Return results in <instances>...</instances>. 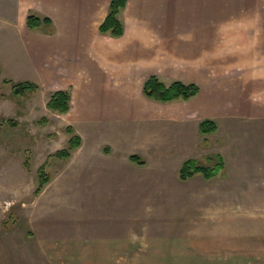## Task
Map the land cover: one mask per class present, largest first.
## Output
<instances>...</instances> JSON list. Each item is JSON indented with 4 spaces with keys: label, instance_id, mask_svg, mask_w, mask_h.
<instances>
[{
    "label": "rangeland",
    "instance_id": "374dc122",
    "mask_svg": "<svg viewBox=\"0 0 264 264\" xmlns=\"http://www.w3.org/2000/svg\"><path fill=\"white\" fill-rule=\"evenodd\" d=\"M10 1L0 0L3 32L14 28L4 15ZM9 35L0 34V44ZM6 56L1 48L0 264H215L229 260L211 251L226 242L210 236L220 229L249 235L254 249L238 252V261L264 264V116L230 118L208 133L158 122L147 132L154 137L129 123L77 129L48 107L54 91L37 83L14 93ZM253 102L264 112V97ZM69 126L82 144L60 157ZM219 157L216 175L181 177L187 159L213 167ZM42 169L50 181L37 193ZM116 240L129 249L123 258L98 256ZM86 247L95 257L77 256Z\"/></svg>",
    "mask_w": 264,
    "mask_h": 264
},
{
    "label": "crops",
    "instance_id": "0c3cea01",
    "mask_svg": "<svg viewBox=\"0 0 264 264\" xmlns=\"http://www.w3.org/2000/svg\"><path fill=\"white\" fill-rule=\"evenodd\" d=\"M111 1L11 0L4 15L14 28L3 32L0 27V34L13 36L0 49L14 80L52 91L71 88L65 115L77 129L87 123H129L147 134L167 121L201 131L205 119L220 125L230 118L264 116L253 104L254 96L264 97V0H128L119 15L122 36L99 30ZM30 11L51 17L55 30L30 29ZM153 74L167 84L196 83L200 92L187 100H154L144 93ZM187 149L193 153L192 141ZM225 231L210 234L226 241L211 251L229 256L215 264H244L237 254L254 249L249 235ZM110 243L111 250L98 256L123 258L129 252L123 240ZM87 247L77 256L95 257Z\"/></svg>",
    "mask_w": 264,
    "mask_h": 264
},
{
    "label": "trees",
    "instance_id": "16d2710c",
    "mask_svg": "<svg viewBox=\"0 0 264 264\" xmlns=\"http://www.w3.org/2000/svg\"><path fill=\"white\" fill-rule=\"evenodd\" d=\"M128 0H112L108 15L100 24L99 30L103 34L112 36H122L125 31V25L120 18L121 11L126 7ZM26 24L30 29H42L47 33L55 30L53 20L47 15H41L35 11H30L27 15ZM6 81L13 83V90L16 95L25 94L28 90L38 88V84L33 81H14L6 79ZM200 92V86L196 83H187L182 80H174L167 84L160 79L156 74L150 75L144 84V93L160 102H171L175 100H187L196 96ZM72 91L71 88L60 89L51 93L48 107L59 113H66L71 109ZM216 123L211 119H205L201 122L200 128L203 132L208 133L215 130ZM68 131L72 133L69 140V146L65 149L59 150L56 154L60 157H70L72 151L80 147L82 144V137L75 133L72 126L68 127ZM131 159L137 162H142L139 155H132ZM224 160L220 159L213 167H208L198 164L197 159H187L181 168V177L186 179L196 172H203L206 177L216 175L223 168ZM39 185L36 192H41L45 185L50 181L48 173L43 169L40 172Z\"/></svg>",
    "mask_w": 264,
    "mask_h": 264
}]
</instances>
